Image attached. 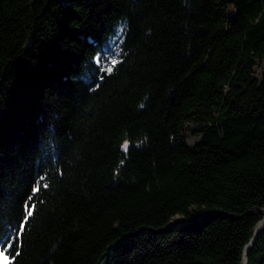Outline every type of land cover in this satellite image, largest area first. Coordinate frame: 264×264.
I'll return each mask as SVG.
<instances>
[{
    "label": "trees",
    "instance_id": "16d2710c",
    "mask_svg": "<svg viewBox=\"0 0 264 264\" xmlns=\"http://www.w3.org/2000/svg\"><path fill=\"white\" fill-rule=\"evenodd\" d=\"M263 216L264 0H0L9 264H244Z\"/></svg>",
    "mask_w": 264,
    "mask_h": 264
},
{
    "label": "water",
    "instance_id": "95a60500",
    "mask_svg": "<svg viewBox=\"0 0 264 264\" xmlns=\"http://www.w3.org/2000/svg\"><path fill=\"white\" fill-rule=\"evenodd\" d=\"M185 222H187V219L185 217H183L181 219H178L176 221H173L171 219V221L168 223V226H172L174 224L179 225V224H182V223H185ZM263 229H264V216L256 224L255 229L253 231V235L251 236L250 241L247 243V245L245 247V250H244V264H247V256H246L247 252L253 246L255 239L258 237V235L261 233V231Z\"/></svg>",
    "mask_w": 264,
    "mask_h": 264
},
{
    "label": "rangeland",
    "instance_id": "374dc122",
    "mask_svg": "<svg viewBox=\"0 0 264 264\" xmlns=\"http://www.w3.org/2000/svg\"><path fill=\"white\" fill-rule=\"evenodd\" d=\"M200 138V134L192 131L191 129L186 133V140L188 142L189 145H194ZM183 215H176V218H172L173 221H176L178 219L183 218ZM0 252H4L5 256L4 257H0V261H2L3 259H7L9 261V255L6 252L5 249H0Z\"/></svg>",
    "mask_w": 264,
    "mask_h": 264
},
{
    "label": "snow or ice",
    "instance_id": "6c2138e0",
    "mask_svg": "<svg viewBox=\"0 0 264 264\" xmlns=\"http://www.w3.org/2000/svg\"><path fill=\"white\" fill-rule=\"evenodd\" d=\"M112 63H113V65H115V64H116V61H113ZM111 70H112L111 68L108 69V71H111ZM45 187H47V185H45ZM35 191H36V192H39V191H40L39 187H37V188L35 189ZM31 215H32V212L29 211V212H28V216H31ZM5 243H6V242H5ZM4 256H5V253H4V252H0V257H4ZM0 264H9V262H8L7 259H3L2 261H0Z\"/></svg>",
    "mask_w": 264,
    "mask_h": 264
},
{
    "label": "bare ground",
    "instance_id": "6f19581e",
    "mask_svg": "<svg viewBox=\"0 0 264 264\" xmlns=\"http://www.w3.org/2000/svg\"><path fill=\"white\" fill-rule=\"evenodd\" d=\"M175 218H176V217H175ZM175 218H174V219H175Z\"/></svg>",
    "mask_w": 264,
    "mask_h": 264
}]
</instances>
